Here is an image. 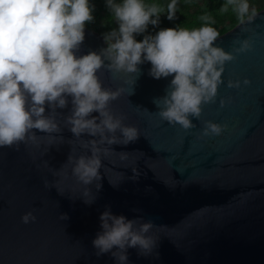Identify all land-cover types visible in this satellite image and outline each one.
<instances>
[{
  "label": "water",
  "instance_id": "95a60500",
  "mask_svg": "<svg viewBox=\"0 0 264 264\" xmlns=\"http://www.w3.org/2000/svg\"><path fill=\"white\" fill-rule=\"evenodd\" d=\"M257 14L249 32L237 24L216 41L225 51L237 36H250L254 43L226 63L216 103L203 106L200 120L190 117L196 127L189 132L154 115L152 101L165 94L171 76L153 79L148 62L138 66L137 80L135 74H104L103 86L113 89L122 79L136 80L111 108L125 114L124 123L135 125L140 137L114 145L116 153L104 158L103 187L97 194L93 188V204L80 199L81 189L72 181L62 186L63 195L44 185L45 179L50 184L56 179L49 168L66 162L69 144L49 146L47 152V141L39 148L21 145L19 151L0 148V264H115L109 254L97 258L91 244L106 205L114 214L160 225L153 230L159 258L138 257L129 249V264H264V8ZM104 47L100 34L85 29L77 55ZM228 78H247L250 84L230 89ZM222 97H231L223 108ZM204 120L227 128L220 136L197 139ZM61 135L73 138L67 129ZM29 211L36 221L25 225L20 218Z\"/></svg>",
  "mask_w": 264,
  "mask_h": 264
},
{
  "label": "clouds",
  "instance_id": "9594fccd",
  "mask_svg": "<svg viewBox=\"0 0 264 264\" xmlns=\"http://www.w3.org/2000/svg\"><path fill=\"white\" fill-rule=\"evenodd\" d=\"M178 2L106 0L117 27L103 34L106 47L78 56L85 27L94 22L95 6L89 0H0V148L19 151L21 145L39 148L47 141V152L49 146L69 144L66 162L58 170L49 168L56 179L51 184L45 179L44 185L63 195L62 186L72 181L81 189L80 199L93 204L97 198L93 188L97 194L103 187L104 158L116 153L114 145L127 146L140 137V130L125 124L127 116L114 112L111 104L125 94L126 85H135L141 75L138 66L145 62L151 65L148 75L153 79L172 77L165 94L152 101L157 108L154 115L185 132L194 129L190 117L200 120L203 106L216 103L218 87L225 83L226 63L251 51L254 41L237 36L231 51L217 46L220 32L212 26L215 20L210 13L199 17V28H163L137 41L149 25L160 24L162 15L176 20ZM229 10L235 13L240 31L249 32L248 25L258 15L249 0H224L219 11ZM105 73L110 78L135 74L136 80L122 79L113 89L103 86ZM249 84L247 78L226 81L230 89ZM226 103H231V97H222L219 106ZM202 124L197 139L220 136L227 128L210 120ZM64 129L72 139L65 141ZM119 155L128 157L124 152ZM44 167H49L47 161ZM20 219L27 225L36 216L29 211ZM99 221L100 231L91 241L97 258L109 254L115 264H129V249H135L138 257L159 258V237L153 230L160 225L152 220L129 219L106 205Z\"/></svg>",
  "mask_w": 264,
  "mask_h": 264
},
{
  "label": "trees",
  "instance_id": "16d2710c",
  "mask_svg": "<svg viewBox=\"0 0 264 264\" xmlns=\"http://www.w3.org/2000/svg\"><path fill=\"white\" fill-rule=\"evenodd\" d=\"M257 1V0H255ZM90 4H93L94 11V22L86 25L85 29L97 32L103 37L104 33L117 27L111 13L106 8V0H89ZM122 2V0H117ZM146 2H153V0H146ZM155 2L166 4L169 0H155ZM259 2V1H258ZM258 2L250 3L257 12L264 8V4L258 5ZM224 0H179L177 19L169 21L165 15L160 17V24L157 27L149 25L148 30L145 34L136 36L137 41L143 39V35L152 34L154 35L157 31L163 28H174L177 26L186 27L189 29L199 28L202 26V21L199 17L204 13H210L212 18L215 20V24L212 25L219 32L220 35L233 29L237 24V18L235 13L229 10L227 13H221L219 11Z\"/></svg>",
  "mask_w": 264,
  "mask_h": 264
},
{
  "label": "rangeland",
  "instance_id": "374dc122",
  "mask_svg": "<svg viewBox=\"0 0 264 264\" xmlns=\"http://www.w3.org/2000/svg\"><path fill=\"white\" fill-rule=\"evenodd\" d=\"M258 1H259V2H258ZM255 2H256V3L258 2V5H261V4L263 5V4H264V0H257V1H255V0H249V3H255ZM256 3H255V4H256ZM250 5H251V4H250Z\"/></svg>",
  "mask_w": 264,
  "mask_h": 264
}]
</instances>
